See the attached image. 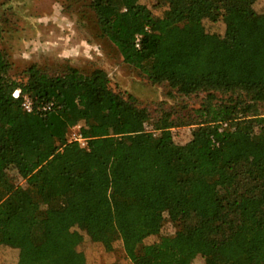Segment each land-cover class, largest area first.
Listing matches in <instances>:
<instances>
[{"label":"trees","instance_id":"trees-1","mask_svg":"<svg viewBox=\"0 0 264 264\" xmlns=\"http://www.w3.org/2000/svg\"><path fill=\"white\" fill-rule=\"evenodd\" d=\"M108 1L62 0V8L151 83L168 82L187 96L228 95L203 100L192 117L165 108L152 115L134 92L114 89L103 67L66 63L52 72L32 62L13 78L0 47V245L28 237L32 264H63L82 242L115 253L101 264H188L191 254L201 264H264V244L252 232L264 237V107L258 102L260 114L246 113L243 97L264 82L233 80L248 70L242 36L261 31L264 0H151L148 8L113 0L101 12ZM77 122L86 146L69 136ZM187 125L193 135L182 144L172 129ZM172 197L179 203L166 213L153 205ZM179 217L205 228L187 240L177 231ZM215 233L219 240L206 239ZM129 236L138 240L120 253Z\"/></svg>","mask_w":264,"mask_h":264},{"label":"rangeland","instance_id":"rangeland-1","mask_svg":"<svg viewBox=\"0 0 264 264\" xmlns=\"http://www.w3.org/2000/svg\"><path fill=\"white\" fill-rule=\"evenodd\" d=\"M112 2L113 0H109L103 3L100 11L108 12ZM150 2L151 0H141L147 8ZM194 14L197 16L198 10ZM172 18H178L176 12L172 13ZM228 21L234 23V18H229ZM0 23L3 26L0 47L8 53L12 61L9 75L13 78H20L23 68L32 62L46 65L52 72L63 68L66 63L86 70L100 66L108 71L114 89L134 92L140 105L147 107L152 115H157L161 108H165L171 110L174 117L185 118L195 116V108L203 100L220 101L228 95L225 90L214 89L211 94L201 91L187 96L176 92L168 82L151 83L138 69L123 61L120 51L111 41L95 38L92 30L81 24L75 11L71 13L62 8V0H0ZM256 24L261 31L264 30V22L262 24L258 21ZM261 31L255 27L251 32L254 35L248 36L247 32L243 34L240 52L248 64V70L235 75L233 80L258 84L264 82V39ZM243 97L246 113L258 112L252 107V100L261 102L264 107L262 88L246 89ZM172 132L180 143L187 144L191 141L193 126L173 127ZM260 137L264 139V131ZM11 172L16 181L23 179L18 169H11ZM259 202L264 207V193ZM178 203V198L172 197L156 200L153 205L161 213H166L169 205L175 206ZM204 228L195 218L179 217L177 222V231L187 240L196 239L199 230ZM252 232L264 244L261 232L258 229ZM206 237L215 240L220 238L217 233L208 234ZM137 238L123 237L119 252H124ZM0 246L5 264H30L33 245L28 237H19ZM114 255V252H99L94 243L82 242L64 255L63 264H101ZM188 264H201V259L191 254Z\"/></svg>","mask_w":264,"mask_h":264},{"label":"built area","instance_id":"built-area-1","mask_svg":"<svg viewBox=\"0 0 264 264\" xmlns=\"http://www.w3.org/2000/svg\"><path fill=\"white\" fill-rule=\"evenodd\" d=\"M137 40H139V37L137 38ZM212 92L214 93V89H211L209 91V93H212ZM13 95L15 97H20V90L19 89L14 90ZM22 103H23V106L25 107L26 110H28V111L32 110L33 102H32V98L30 97L29 94L25 93L22 95ZM251 103H252V107L254 106V109H256L258 111V112L253 113V114H260L259 107L257 106V104H258L257 101L252 100ZM45 108H48V106H46ZM223 126L224 125H220L219 130H222ZM193 128H194V126H193ZM69 136L71 139L77 140L82 146L87 145V139L82 135V133L80 131V123L79 122L75 123L72 126Z\"/></svg>","mask_w":264,"mask_h":264},{"label":"crops","instance_id":"crops-1","mask_svg":"<svg viewBox=\"0 0 264 264\" xmlns=\"http://www.w3.org/2000/svg\"><path fill=\"white\" fill-rule=\"evenodd\" d=\"M2 256H3V264H5V258H4V255L2 254ZM32 259H33V250H32V252H31V256H30V264H32Z\"/></svg>","mask_w":264,"mask_h":264}]
</instances>
